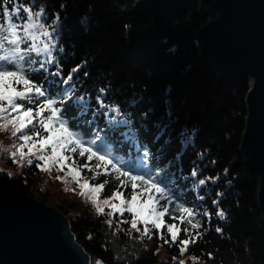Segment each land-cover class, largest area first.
Here are the masks:
<instances>
[{"label": "trees", "instance_id": "1", "mask_svg": "<svg viewBox=\"0 0 264 264\" xmlns=\"http://www.w3.org/2000/svg\"><path fill=\"white\" fill-rule=\"evenodd\" d=\"M4 5L31 7L35 12L43 9V19H39L42 24L58 26L56 48L52 52L55 60L32 73L37 83L47 89L48 98L56 100L53 107L59 106L64 111L72 126L70 130L81 133L88 142L95 138L93 130H99L100 139L96 144L86 146L119 163L132 175L155 177L160 181L172 201L170 212L178 217L173 221L166 215L169 222L180 226L177 244L170 240L166 227L161 235L149 225L151 233L145 234L132 231L129 223H123V228L119 229L108 226L101 221L103 215L88 213L73 219L72 230L79 243L94 257L95 264L97 261L102 264H180L172 261L171 256L158 263V250L167 246L168 253L179 254V240L196 233L200 234L197 243H190L186 251L197 258L194 264H264V237L259 233L260 225L252 204L256 175L243 169L231 153L244 118L242 99L248 91L246 78L234 77L228 83L216 81L198 57L197 44L190 47L172 33H167L160 42H152L145 31L150 25L145 18L117 15L104 0H4ZM202 9L198 16L190 19L193 31L215 16L207 4H203ZM23 17L21 13L15 23H24ZM0 29H3L0 43L4 45L0 55L15 58V46L3 39L4 35L13 38L7 32V22L0 24ZM18 32L24 39L19 45L22 50L31 44L43 49V42H31L22 30ZM28 57L37 63L20 62L25 71L38 68L39 61L48 59L43 51L39 54L31 51ZM74 68H78L71 82L75 92L70 93V100L65 98V102L60 103L71 86L64 85L62 80ZM57 71L60 75H53ZM23 87L16 88L23 90ZM101 88L105 89L104 93L100 92ZM98 96L108 108L100 107ZM33 99L32 104L15 102L34 109L33 123L39 136L44 138L46 134L40 120L51 111L45 108L41 116H36V103L45 98ZM0 104L6 109L0 114V187L32 191L34 179L46 175L43 168L56 172L59 161L52 157L47 146L40 149L39 136L27 142L23 149L25 156H21L17 148L10 152L6 143L10 146L21 141L17 138L19 134H10V129L18 125L20 112H12L8 101H0ZM46 122L61 134L57 121ZM32 143L36 147L29 152ZM80 150L75 153L57 150L67 157L63 168L71 164L88 182L108 180L104 187L107 195L119 190L130 197L140 189L133 190L129 179L122 176L124 184L121 186L117 180L119 173L110 166L105 167V162L95 157L88 161L87 153L80 157ZM41 155L46 163L39 160ZM38 163L40 168L36 167ZM85 163L91 170L83 167ZM51 167L57 169L52 171ZM193 169L197 170L195 177L191 175ZM200 179H205L206 183L199 185ZM136 183L141 188H152L139 181ZM214 200L219 201L225 219L215 214ZM181 207L194 210L196 215L190 218ZM204 212L211 213L210 217H204ZM196 223L203 226L193 229L191 225ZM217 227L223 232L217 233Z\"/></svg>", "mask_w": 264, "mask_h": 264}, {"label": "water", "instance_id": "2", "mask_svg": "<svg viewBox=\"0 0 264 264\" xmlns=\"http://www.w3.org/2000/svg\"><path fill=\"white\" fill-rule=\"evenodd\" d=\"M117 15L145 18L152 42L172 33L192 47L212 77L247 79L244 118L231 153L256 175L252 204L264 237V0H104ZM207 4L215 16L193 31ZM186 17V18H184ZM193 38V40H190ZM0 264H95L72 220L30 192L0 187Z\"/></svg>", "mask_w": 264, "mask_h": 264}, {"label": "snow or ice", "instance_id": "3", "mask_svg": "<svg viewBox=\"0 0 264 264\" xmlns=\"http://www.w3.org/2000/svg\"><path fill=\"white\" fill-rule=\"evenodd\" d=\"M43 12L44 10L41 9L39 12L33 11L31 7H13L9 8L6 5H4V0H0V24H3L7 22V32L8 34L13 37L12 39L8 38V35H4L3 39L10 45L15 46L13 48V52L16 54L15 58L11 57L7 54L0 55V61L5 62L4 64H0V101H8L9 105L11 106L12 112H20L21 109H24L20 115L18 116V126L14 128V131L12 133L13 136H17V138L24 142H31L33 139V136H39L40 132L36 131V125L33 123L35 117L33 115L34 109L32 107H26L24 103H17L15 101H27L29 104H32L34 102L33 97H35L36 101H39V98H45L43 101H39L36 103L37 111L35 113L36 116H41L45 110V108L50 109L51 114L47 116L44 119L40 120V127L44 130L51 131L52 125L49 122L46 121H57L59 123V129L61 134L59 136L53 137L52 135L45 136L43 140L39 141L41 149H43L46 145H48L50 142L52 143V155L57 158V160L60 163L61 168H63L64 164L63 162L67 159L66 156L61 155L57 148H60L64 151H70L72 153L77 152V149H81L79 151L80 157H85L86 153L87 160L92 161L93 157L96 158L98 161H104L105 167L110 166L112 169L115 170L116 173H119L120 176H117V180L119 181V184L123 186L124 181L123 179H120V177H126L131 182V188L135 190L137 188V181L141 182L142 185H151V187L155 190V192L159 193V197L157 202L164 201V211L157 213L155 215V218H153L150 215H147L143 208H141L140 211L136 212V195L132 196V199L130 201L131 205L127 211L128 212H136V215L143 220L144 224L147 225L149 222L153 225L155 229H161L163 221L160 219V217L164 216L165 213L168 212L167 205L170 204L172 201L169 198L168 195H166V189L161 187V182L158 181L155 177H148L146 178L143 175H132L129 171H125L123 167L119 163H114L112 159L105 157L103 154H101L99 151H94L92 147L86 146L88 143L90 144H96V140L100 139L98 135V129H94L93 131L96 133L95 138L92 139L90 142L85 140L84 135H82L79 132H75L70 130L71 125L69 123V120L65 117L64 111L61 109V107H53L54 104H56V100L52 98H48V91L47 89L37 83L34 75L32 73L39 72L41 69H44L46 67V64H51L54 62L55 58L52 55L53 50L56 48V28L53 25H47V24H41L40 27L44 30L42 31L41 35L47 39V42L44 43L43 49H37L35 44L26 45L25 48L22 50L20 48V44L24 43V39L19 34L18 30H22L23 33L26 35L29 34L30 30L33 29L36 25L34 23L37 19H43ZM21 13H24V23L17 24L15 23V18L17 16H20ZM60 19L59 16L56 17V20L58 21ZM51 28V31L47 30L48 28ZM0 31H3V29H0ZM31 39H39L38 36L32 35ZM4 45L0 43V49H2ZM62 50V49H61ZM23 51L24 54H21ZM31 51H35L39 54L40 51H43L47 53L48 59L46 61H39V67L38 68H31L30 71H25L23 67H21L20 62L27 63L29 65L36 64L37 61L31 60L28 57V53ZM78 71V68L72 69V71L68 74V76L62 80V83L64 85H71L70 88L64 92V95L60 98V103L65 102V98L70 100L72 97L70 93L75 92V85L71 84L73 81V73ZM53 75L59 76V71L53 73ZM23 85V90H17L13 85ZM101 93L105 92L104 88L100 89ZM80 99H84L83 97H80ZM97 102L99 103L101 108H108V105L104 104L103 100L98 96ZM6 111L3 104H0V114H3ZM2 118V117H0ZM15 119V118H14ZM31 126V127H30ZM25 145L21 144L19 146L18 151L20 152L21 156L24 155V149ZM36 147L35 143L31 144V147L29 148V152H31L32 148ZM13 156H15V153H13ZM145 156H147V150H145ZM40 161H45V157L41 155L39 157ZM29 164L32 163V160L28 161ZM37 168H40L41 165L38 163L36 165ZM85 168H89V164L85 163L83 165ZM97 167H100V165H97ZM91 170V169H90ZM191 175L193 177L197 176V170L193 169L191 171ZM108 183V180H105L104 183L99 184L97 187L93 188L94 192H99L100 190L104 189L105 184ZM206 183L205 179L199 180V185H204ZM89 185L87 183L81 185L82 188H87ZM117 197L121 196L122 194L117 190L116 193H114ZM222 195V194H219ZM202 200L203 197H200ZM149 202H151V197H149ZM105 204L108 203L107 200L104 201ZM214 205L217 206L216 215L221 219H225V213L222 209L219 208V201L214 200L212 202ZM113 209L115 211H120V206L113 204ZM145 208L147 205L144 206ZM99 211H103V209H98ZM182 212H187L189 217H193L196 215L194 210L187 208V207H181ZM211 213L204 212V217H210ZM175 219V218H173ZM124 223H127V221H124ZM203 225L200 223L192 224L191 227L193 229L201 228ZM131 228L140 231V229L137 227L136 219L132 220ZM168 233L171 235V241L172 243H176L177 241V229L176 226L173 224L168 227L167 229ZM187 229H185V232ZM145 234L148 233V228L145 227L144 229ZM217 233H222L223 229L220 227L216 228ZM200 235L199 233H196L192 235L189 238H184L179 241V244L181 246V251L186 252L188 251V245L197 243V236ZM163 239V237H161ZM165 243H168V240H164ZM211 255V254H209ZM197 259V258H194ZM96 264H102L101 261H97ZM180 264H185L184 261H180Z\"/></svg>", "mask_w": 264, "mask_h": 264}, {"label": "rangeland", "instance_id": "4", "mask_svg": "<svg viewBox=\"0 0 264 264\" xmlns=\"http://www.w3.org/2000/svg\"><path fill=\"white\" fill-rule=\"evenodd\" d=\"M34 23L36 26L30 30L28 35H26L25 33L24 35L30 38V41L34 43L47 42V39L41 35L42 30L40 28V25L43 23V21L37 19L34 21ZM51 25L55 26L57 32L58 26H56L54 23H52ZM47 30L51 31V28ZM32 35L38 36L39 39H31ZM55 35L57 34L55 33ZM13 86L16 88L20 85L14 84ZM21 112L22 111H20V113ZM14 128L15 127H12V130L10 129L11 135L13 133ZM52 128L53 127H51V131L45 130L46 136L49 135H52L53 137L59 136L60 133L56 129H52ZM39 138L43 140L42 136H39ZM7 143L6 146L8 147V150H10V152H13L14 148L19 149V146L21 144H24L25 147L27 145V142L24 141H20L19 143L12 144L10 146H9V142ZM46 146L49 150L52 151L51 142ZM57 150L62 151V149L60 148H57ZM58 166L59 169H57V167L55 168L51 167L52 171L57 169L55 170L56 172H50V170L47 171L46 169L43 168L44 174L46 175L41 174L38 177H36L31 187L32 191H28V192H30L36 198L42 201H45L44 199H47L46 200L47 202L52 203L55 207L61 210L66 216H68L72 221L73 219H76L79 216H86L88 213L90 215H98V216L103 215L101 221L104 224L119 229V228H123L122 224L124 223V221H127V223L130 224V228H131L132 220L136 219L137 227L140 229V231L138 232L141 231L144 232L145 227H147L148 233H151L149 232L148 226L149 225L153 226V225L150 222L147 225H145L143 220H141L136 215V212L140 211L141 208H143L147 215H150L153 218H155V215L157 213L164 211V206H165L164 201L161 200L159 201V203L157 202L159 195L157 192H155L154 189L152 190V188H141L140 185L137 183V188L139 187L140 189H136L130 197L124 196L122 191H119L122 194L119 197L114 195V193H116L117 191L114 192L112 195H107L104 189L100 190L99 192H94L93 188L97 187L102 182H88L87 180L85 181L80 177L77 171H74L71 164L69 163L66 165L67 167L65 168H61L60 163H58ZM85 183H87L89 186L87 188H82L81 185ZM133 195H136V212H128L127 209L130 206H132L130 201ZM149 197H151V202H149ZM105 200L108 201L107 204L104 203ZM113 204L119 205L120 211H115L112 207ZM145 205H147L146 208L144 207ZM167 207H168V212L165 213L164 216L160 217V219L163 221L162 227L161 229H157V230L162 235V230L164 227L168 229L169 226L174 224L177 229V241L175 243L177 244L178 236L180 232V226L179 224L173 221L178 220V217H176L175 213L170 212V208H171L170 204H168ZM101 208L103 209V211L98 210ZM168 214L173 220L172 222H169L168 219L166 218V215ZM127 215H130V217H128ZM131 230L136 231L132 228ZM169 236L171 240V235L169 234ZM179 247H180L179 254L168 253L167 246L161 247L158 250V259H159L158 263L167 260L168 256H171L173 259L172 261L175 262L184 261L185 264H189L188 261L193 262L194 257L190 254H187L186 252H182L180 244ZM192 264H194V262Z\"/></svg>", "mask_w": 264, "mask_h": 264}]
</instances>
